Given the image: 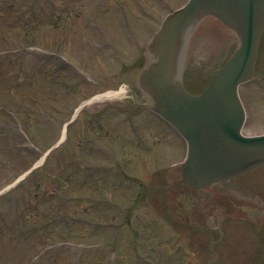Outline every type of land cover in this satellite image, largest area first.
Segmentation results:
<instances>
[{
    "label": "rangeland",
    "instance_id": "1",
    "mask_svg": "<svg viewBox=\"0 0 264 264\" xmlns=\"http://www.w3.org/2000/svg\"><path fill=\"white\" fill-rule=\"evenodd\" d=\"M185 1L0 0V264H184L186 245L193 246L187 259L201 251L198 239L167 218L160 193L185 142L148 110L136 114L140 142L126 134L129 111L143 101L136 77L144 46L163 16ZM189 39L177 57L185 87L197 92L237 39L212 18ZM121 85V96L83 104ZM240 92L249 114L244 130L264 132V49L255 78ZM80 101L84 111L64 128ZM159 168L166 171L161 188ZM136 191L142 195L133 200ZM49 196L54 206H38ZM54 211L57 219L48 216ZM18 216L24 236L30 230L40 241L32 262L22 255L29 241L14 238L23 232L15 227Z\"/></svg>",
    "mask_w": 264,
    "mask_h": 264
},
{
    "label": "water",
    "instance_id": "2",
    "mask_svg": "<svg viewBox=\"0 0 264 264\" xmlns=\"http://www.w3.org/2000/svg\"><path fill=\"white\" fill-rule=\"evenodd\" d=\"M208 15L233 30L239 42L205 90L193 95L182 86L177 56L183 40ZM263 24L264 0H188L163 19L146 46L139 85L150 107L187 141L181 164L186 183L204 187L264 163V134L240 133L244 111L237 93L251 76Z\"/></svg>",
    "mask_w": 264,
    "mask_h": 264
},
{
    "label": "flooded vegetation",
    "instance_id": "3",
    "mask_svg": "<svg viewBox=\"0 0 264 264\" xmlns=\"http://www.w3.org/2000/svg\"><path fill=\"white\" fill-rule=\"evenodd\" d=\"M263 49L264 27L257 61ZM172 174L161 192L168 217L202 244L195 258L187 259L189 264H264V165L205 188L185 184L177 169ZM210 220L216 225L209 227ZM186 246L189 256L193 246Z\"/></svg>",
    "mask_w": 264,
    "mask_h": 264
},
{
    "label": "trees",
    "instance_id": "4",
    "mask_svg": "<svg viewBox=\"0 0 264 264\" xmlns=\"http://www.w3.org/2000/svg\"><path fill=\"white\" fill-rule=\"evenodd\" d=\"M50 202H51L50 199L47 198V200H45L43 203H47V205H50ZM37 203H38V206H39V203L42 204V202H37ZM0 220H2V219H0ZM22 223H23V221L20 219V217L17 218V219H15V225H16L15 227L18 228L19 231H23L24 228H25V227H21ZM20 234H21V236H19V235L15 236V237L13 236L15 238V240L21 239L24 236V231L21 232ZM32 234H33V232H31L30 230H28V232L24 236L25 239L29 241L28 242L29 249H27L26 253L25 252L22 253V255H24L25 262H32V259L35 257L36 252H37V249L40 246V241L35 240L36 238L35 237H32L31 236Z\"/></svg>",
    "mask_w": 264,
    "mask_h": 264
},
{
    "label": "bare ground",
    "instance_id": "5",
    "mask_svg": "<svg viewBox=\"0 0 264 264\" xmlns=\"http://www.w3.org/2000/svg\"><path fill=\"white\" fill-rule=\"evenodd\" d=\"M124 92H125V89L121 88L119 89V91H107L100 96H96L95 98H111V97H116V96L118 97L124 94Z\"/></svg>",
    "mask_w": 264,
    "mask_h": 264
}]
</instances>
